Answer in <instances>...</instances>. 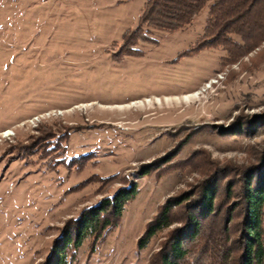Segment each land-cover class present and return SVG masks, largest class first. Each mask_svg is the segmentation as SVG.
<instances>
[{
    "label": "rangeland",
    "instance_id": "obj_1",
    "mask_svg": "<svg viewBox=\"0 0 264 264\" xmlns=\"http://www.w3.org/2000/svg\"><path fill=\"white\" fill-rule=\"evenodd\" d=\"M147 2L0 0V133L15 131L0 141V264H45L65 223L127 180L140 193L121 226L94 254L86 240L70 264H149L179 226L139 249L160 205L219 171V205L239 200H226L232 178L238 192L247 168L263 161L264 43L231 64L221 47L179 58L204 35L210 5L183 31L126 43ZM56 109L63 113L26 123ZM46 130H70L66 161L90 163L54 171L21 149ZM146 165L156 170L139 177Z\"/></svg>",
    "mask_w": 264,
    "mask_h": 264
},
{
    "label": "trees",
    "instance_id": "obj_2",
    "mask_svg": "<svg viewBox=\"0 0 264 264\" xmlns=\"http://www.w3.org/2000/svg\"><path fill=\"white\" fill-rule=\"evenodd\" d=\"M208 5L210 16L204 35L194 48L179 58L221 47L227 55L224 62L231 64L264 43V0H148L139 26L125 38L126 43L141 37L149 40L151 30L183 31ZM69 140L70 130L62 134L46 130L31 146L21 149L32 150V155L48 162L54 171L65 166L81 172L90 163V155L66 161L64 145ZM262 159L259 164L247 168L238 192V180L233 177L229 183L226 200H232V194L240 193L239 200L234 198V202L219 205L218 179L224 174L219 171L210 175L195 191L169 197L160 205L138 241L139 249H146L158 234L175 223L179 226L153 254L149 264H264V157ZM155 170L153 165H146L137 175L150 176ZM116 179L118 176H114L113 180ZM95 180L100 182L98 177ZM86 185L87 182L78 184L70 192H80ZM139 193L137 184L127 180V185L114 195L84 208L78 217L69 219L45 264H70L86 240L89 241V253L94 254L121 226L125 209ZM237 210L241 213L240 218L236 217Z\"/></svg>",
    "mask_w": 264,
    "mask_h": 264
},
{
    "label": "built area",
    "instance_id": "obj_3",
    "mask_svg": "<svg viewBox=\"0 0 264 264\" xmlns=\"http://www.w3.org/2000/svg\"><path fill=\"white\" fill-rule=\"evenodd\" d=\"M62 113L63 111L60 109L44 112L42 114L30 118L28 121H26V123H29L31 125H37V123L41 122V120L44 118H50L52 115L62 114ZM14 135H15L14 130L12 129L6 130L0 133V141H3L4 139H11Z\"/></svg>",
    "mask_w": 264,
    "mask_h": 264
},
{
    "label": "bare ground",
    "instance_id": "obj_4",
    "mask_svg": "<svg viewBox=\"0 0 264 264\" xmlns=\"http://www.w3.org/2000/svg\"><path fill=\"white\" fill-rule=\"evenodd\" d=\"M187 97H189V96H187ZM184 98H186V97H184ZM191 99H193V98H191ZM191 99H189V100H191ZM158 101H160V100H158ZM167 101H169V100H167ZM148 102H150V100L147 99V101H145V103H148ZM140 103H141V102H140ZM140 103H136V105H138V104H140Z\"/></svg>",
    "mask_w": 264,
    "mask_h": 264
}]
</instances>
